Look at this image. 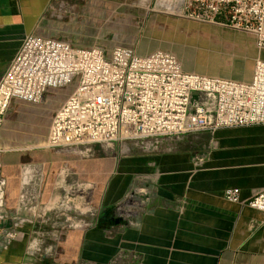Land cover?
<instances>
[{"label": "crops", "instance_id": "1", "mask_svg": "<svg viewBox=\"0 0 264 264\" xmlns=\"http://www.w3.org/2000/svg\"><path fill=\"white\" fill-rule=\"evenodd\" d=\"M127 1L70 0L73 12L61 18L57 0H0V79L27 36L68 41L81 49L101 47L108 55L116 47L140 56L170 52L168 40L149 47L148 35L137 34L133 15L122 9ZM159 22L169 26L167 20ZM256 56L263 58L264 52L257 50ZM183 69L208 75L187 65ZM254 70L214 77L249 83ZM67 89H49L40 104L13 100L0 131L6 204L15 214L21 212L20 172L26 166L41 169L58 185L64 176L90 187L99 224L61 232L53 239L51 264H109L121 250L135 253V264H264V213L224 197L226 190L237 189L240 200L247 201L264 190V125L187 135L173 152L95 146V156L81 158L45 148L53 118L73 92ZM142 199L145 205L139 204ZM124 202L138 226L117 222L109 236L104 226ZM8 224L0 222V230ZM21 253L13 249L8 255Z\"/></svg>", "mask_w": 264, "mask_h": 264}, {"label": "built area", "instance_id": "2", "mask_svg": "<svg viewBox=\"0 0 264 264\" xmlns=\"http://www.w3.org/2000/svg\"><path fill=\"white\" fill-rule=\"evenodd\" d=\"M194 1L196 11L184 18L201 16L198 10L204 3ZM206 1L209 24L253 36L258 52H264V0ZM57 2V17L73 12L70 0ZM74 82L77 86L53 118L46 149L81 158L95 156V146L173 152L187 135L264 125L261 57L252 81L245 83L186 72L178 57L164 50L140 56L134 49L116 47L108 55L101 47L81 49L68 41L27 36L0 79V131L13 100L40 104L49 89ZM2 155L0 149V213L7 207ZM30 177L22 180L21 204L29 188L40 186L44 174L37 169L34 178L39 184ZM224 197L264 213V190L247 201L240 200L237 189L226 190ZM131 211L125 202L116 206L105 233L112 236L117 222L138 226ZM99 220L98 213L84 227L97 226ZM80 224L75 228H83ZM137 259L135 253L121 250L109 264H135Z\"/></svg>", "mask_w": 264, "mask_h": 264}, {"label": "rangeland", "instance_id": "3", "mask_svg": "<svg viewBox=\"0 0 264 264\" xmlns=\"http://www.w3.org/2000/svg\"><path fill=\"white\" fill-rule=\"evenodd\" d=\"M201 2L204 5L199 7L201 16L198 20L184 18L185 14L196 11L194 0H128L122 9L133 15L137 34L141 38L148 35L149 47L152 44L158 47L157 40L163 45L167 43L168 50L176 54L183 65L204 74L223 77L238 76L252 70L257 58L256 46H252L253 36L214 28L208 23L207 1ZM155 20L157 22L153 23ZM159 20H167L169 26L161 25ZM243 64L244 67H240ZM76 86L77 82H74L68 87V92ZM26 172L32 180L38 179L34 178L37 169L31 167L22 168L21 180ZM59 180L62 185L56 184L57 180H52L49 175L41 183L36 181L40 186L28 189L22 200L21 212L15 214V210L5 207L0 213V222H11L0 230V264L7 260L51 264L53 239L59 238L61 232L77 226L80 221L85 228L96 218L97 210L90 187L81 186L78 180L69 183L64 176ZM33 239L41 241L38 251L28 249ZM49 246L52 248L50 253L47 251ZM13 249L19 253L22 251L21 255L10 257L8 253Z\"/></svg>", "mask_w": 264, "mask_h": 264}, {"label": "clouds", "instance_id": "4", "mask_svg": "<svg viewBox=\"0 0 264 264\" xmlns=\"http://www.w3.org/2000/svg\"><path fill=\"white\" fill-rule=\"evenodd\" d=\"M41 241L33 239L31 241V243L28 245V249L29 251H38L39 250V245H40ZM47 251L50 253L52 251L51 246H49V248L47 249Z\"/></svg>", "mask_w": 264, "mask_h": 264}, {"label": "bare ground", "instance_id": "5", "mask_svg": "<svg viewBox=\"0 0 264 264\" xmlns=\"http://www.w3.org/2000/svg\"><path fill=\"white\" fill-rule=\"evenodd\" d=\"M26 173H28V174H26L25 176H27V177H28V176H29V172H26Z\"/></svg>", "mask_w": 264, "mask_h": 264}]
</instances>
